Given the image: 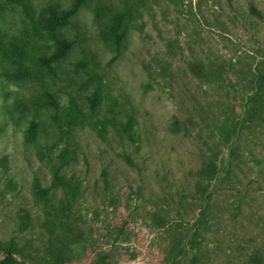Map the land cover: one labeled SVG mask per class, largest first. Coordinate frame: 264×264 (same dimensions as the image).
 I'll return each instance as SVG.
<instances>
[{
    "label": "rangeland",
    "instance_id": "rangeland-1",
    "mask_svg": "<svg viewBox=\"0 0 264 264\" xmlns=\"http://www.w3.org/2000/svg\"><path fill=\"white\" fill-rule=\"evenodd\" d=\"M61 33L79 44L40 73L58 108L37 112V146L23 132L38 83L18 73L39 69L30 51L49 56ZM86 56L117 105L136 109L132 138L51 125L54 115L65 129L83 107L91 88L74 64ZM262 77L264 0H0V264L9 245L23 264H264V106L244 111ZM207 157L213 179L200 174ZM62 159L87 168L88 183L46 209L35 178L47 185ZM109 162L125 187L116 201L97 178Z\"/></svg>",
    "mask_w": 264,
    "mask_h": 264
},
{
    "label": "trees",
    "instance_id": "trees-1",
    "mask_svg": "<svg viewBox=\"0 0 264 264\" xmlns=\"http://www.w3.org/2000/svg\"><path fill=\"white\" fill-rule=\"evenodd\" d=\"M5 2L10 0H4ZM15 0H11L13 2ZM132 15L131 10H128L120 16L117 21L121 22L122 20L128 21ZM65 13H58L56 15L57 24H61L60 28L67 25L69 22ZM32 32L37 34L39 31L38 26L33 23L31 26ZM56 46L58 49L53 51L49 56L46 55L44 51H39V49H32L30 55L33 59L37 61L39 69L33 70L32 73L29 69L25 71H20L18 74H26L29 78H35L38 85V93L36 97L30 103V109L33 111L31 113L30 122L23 132L24 141L26 143H32L37 146H41V141L39 137V125L40 120L37 118V112L43 108L46 109H57V91L52 88V85L45 82V80L40 76V73L43 69L47 68V71L52 70V62L59 64L65 59L68 52L79 44V37L72 36L70 38L62 35H56L55 37ZM36 50V53H35ZM41 68V69H40ZM98 64L93 56H86L82 60L77 61L74 64V70L76 73L84 72L87 74L86 80L83 82L84 88L90 87V93L85 96L83 107L80 108L78 105L73 106V120L66 125V128L63 129L60 120L54 115H50L49 121L52 126H56L58 131H63L67 135L70 134L72 125L88 126L90 127L100 139H105L108 130H111L118 138H132L135 134V125H136V109L134 106L125 101L121 103V106L117 105V101L109 90L108 84L105 82L103 75L97 71ZM219 71L210 70L207 72L208 76H216ZM264 77H262L261 83L258 86V89L254 91V95L245 103V112L250 114H257L260 112L261 108L264 106ZM104 104V108L101 110V105ZM174 125H177V122L174 121ZM136 150H139L137 147ZM43 155L46 156L45 153ZM63 158V156H62ZM122 159L126 162L131 168H137L139 171V163L132 156L122 154ZM203 171L200 172L202 176H206L210 179L215 178V175L218 173V167L216 163V158L207 157L203 159L202 162ZM86 170L79 168L77 166V161H66L54 162L51 166V175L50 178L46 181L47 185H42L41 180L37 177L35 178V183L33 189H35V195L41 202L44 203L46 209H50L54 206V196L64 192L68 198L72 200L79 198L85 187L87 186L88 179L86 177ZM101 190L104 195L111 196L112 200L116 201V197L122 198L125 195V187L118 182L117 171L112 168L111 163H105L102 165L100 174L97 177ZM127 190L132 191V185L127 186ZM143 185L139 184L136 186V195L141 197V190ZM47 192H50L48 194ZM116 195V197H115ZM209 199L211 194L208 195ZM205 213H202L203 217ZM5 253V262L6 264H23L18 261L12 254L11 246L3 247ZM176 258L173 262H177Z\"/></svg>",
    "mask_w": 264,
    "mask_h": 264
}]
</instances>
